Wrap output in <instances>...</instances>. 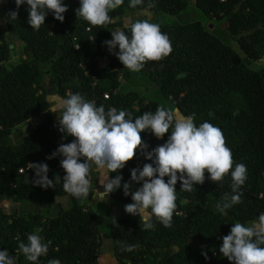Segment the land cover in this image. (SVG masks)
I'll use <instances>...</instances> for the list:
<instances>
[{
    "label": "trees",
    "instance_id": "1",
    "mask_svg": "<svg viewBox=\"0 0 264 264\" xmlns=\"http://www.w3.org/2000/svg\"><path fill=\"white\" fill-rule=\"evenodd\" d=\"M62 2L68 8L63 23L48 13L39 30L27 23L26 3L17 9L15 0L0 2V196L28 207L22 214L0 209V250L7 249L16 264H32L18 244L42 229L39 235L51 244L38 264L52 259L60 264H98L104 234L111 241L117 264H230L219 252L222 237L229 234L232 224L247 226L264 213V68L248 67L244 61L257 63L264 58V0H143L135 8L124 0L109 13L111 22L103 26H91L76 17L79 0ZM150 4L154 6L149 8ZM145 10L152 18H131V22L147 19L158 24L172 51L159 61L145 62L135 75L110 54L104 41L112 39L113 30L130 37L126 19ZM11 11L18 13L17 19L8 16ZM186 15L194 18L184 19ZM15 40L20 42L22 56L8 67ZM120 76L130 85L141 81L156 98L134 89L123 91ZM53 85L56 90L51 89ZM48 90L61 98L79 93L97 107L103 105L105 111L125 110L131 118L163 107L183 117L192 116L196 126L207 121L218 127L232 152L233 168L236 163L247 167V179L240 189L242 202L222 215L216 205L223 203L225 194H232L231 175L213 183L206 172L205 182L190 192L180 190L177 182L171 227L153 217L154 228L144 230L138 215L103 221L91 207L97 195L95 169L88 177L89 196L76 199L63 189L61 157L48 159L61 143L72 141L71 136L63 138L56 126ZM34 119L37 123H32ZM170 131L162 139L142 132L147 150L165 143ZM41 162L48 164L54 188L33 186L35 172L29 163ZM145 163L151 161L138 149L110 178L119 174L122 184L129 182L131 169ZM61 198L68 200L66 207L51 214L42 210L44 204H55ZM109 200L122 206L133 202L122 187L109 194ZM130 245L136 246L133 251L126 250Z\"/></svg>",
    "mask_w": 264,
    "mask_h": 264
},
{
    "label": "clouds",
    "instance_id": "2",
    "mask_svg": "<svg viewBox=\"0 0 264 264\" xmlns=\"http://www.w3.org/2000/svg\"><path fill=\"white\" fill-rule=\"evenodd\" d=\"M124 0H79L76 17L82 18L91 26H103L111 22L109 13L123 4ZM17 9L27 4L29 18L27 23L34 30L45 24L48 13L63 23L64 13L68 11L62 0H15ZM143 0H130L129 7L135 8ZM154 5H148L153 7ZM11 19H17L18 13H8ZM130 37L122 30H113L112 39L104 41L110 53L114 54L130 72H139L145 62L159 61L172 51L168 36L160 26L149 20L131 22ZM80 45L77 47V49ZM119 51H116V49ZM52 113L57 115L58 130L63 138L74 139L61 143L48 157H61L60 166L64 169L63 189L76 199L87 198L90 194L89 173L93 165L101 173V193L108 197L117 189L123 188V194L131 196L132 203L124 206L125 212L140 217L144 230L154 228L153 217L164 227H171L176 209V184L180 190L192 191L194 185L205 182V173L214 183L231 175L232 194H225L223 203L216 205L219 212L241 203V186L247 179V167L236 163L233 168L231 150L221 129L205 121L196 126L192 116L178 117L172 110L157 107L155 112H144L131 118L125 110L117 111L103 105L97 107L94 102L86 101L79 93L67 98H58ZM127 117V118H126ZM171 128V134L162 145L148 151V145L142 141L141 133L150 131L157 139H162ZM141 150L146 160L142 168L131 169L130 181L121 183L119 173L127 162ZM34 170L33 186L44 189L54 188L53 180L48 178L47 163H29ZM165 177H168L167 181ZM140 187L133 190V186ZM150 210V211H149ZM37 229L27 236V242L20 241V252L32 264H38L39 258L46 256L51 241L47 243ZM19 240V237H17ZM135 245L126 248L133 251ZM219 252L230 264H264V213L247 226L236 222L229 234L222 237ZM205 255L207 259V254ZM0 264H16V258L9 255L7 249L0 250ZM48 264H60L57 259Z\"/></svg>",
    "mask_w": 264,
    "mask_h": 264
},
{
    "label": "rangeland",
    "instance_id": "3",
    "mask_svg": "<svg viewBox=\"0 0 264 264\" xmlns=\"http://www.w3.org/2000/svg\"><path fill=\"white\" fill-rule=\"evenodd\" d=\"M188 3H192V0H187ZM142 17H146L148 19L152 18V13L149 11V10H145V11H137L135 12L134 14H131L127 19L126 21L130 20L131 18H142ZM192 17L194 18L193 15H186L184 17V19H192ZM197 18H200L198 15H197ZM159 20V18H158ZM1 23V22H0ZM14 46H15V54L12 56V58L9 60V62L6 63V66H11L13 65L14 63H16L22 56V51H21V45H20V42L15 40L14 41ZM232 47L239 52L238 50V47L236 45L235 42H232L231 43ZM13 46V48H14ZM116 51H119L118 47L116 49ZM112 56L116 57L114 54L110 53ZM255 66L258 68H264V58L263 59H260L259 61H257V63H255ZM119 69V68H117ZM135 75H137V73L135 72ZM46 81H48V78L46 77L45 79ZM120 81V84L122 86V90L123 91H128V90H131V89H134V90H137L138 92L140 93H143L145 95H147L149 98H152V99H155V95H151L149 93V90L148 88L145 86V84H143L141 81H137V84L135 85H130L129 83H127L123 77H121L119 79ZM52 90H56L54 85L53 86H50ZM61 98V97H60ZM161 96L159 95L158 96V100L161 101ZM51 104L53 106V108L55 107L56 105V102L57 100L55 99H52L51 100ZM162 102V101H161ZM174 113L178 116V117H183L179 111L175 110ZM57 115H59V113H56ZM54 113V115L56 116L57 118V115ZM32 123H37V120L34 119L32 120ZM21 129L22 130H25L26 131V127L25 126H21ZM72 140L74 139L73 137H71ZM93 168L95 169V166L93 165ZM96 173H97V195L94 197L97 199V204H95L94 206L91 205L92 209L94 211H100V216H101V219L103 221H106L108 219H111V218H115V217H122V216H129L130 214H127L125 212V209L123 207H121L120 205H117V204H114V203H111L110 200H109V203L107 202V198L102 196V199H98V193H101V190L102 189V185L100 184V180H101V173L98 172L96 169H95ZM0 209H2L4 212H7V213H19V214H22L24 212L27 211L28 207L26 204L24 203H16V202H13L11 200V198H8V197H2L0 196ZM98 212H96L97 214ZM104 236V235H103ZM102 241H105L103 242L102 246H101V250L102 252L105 251L106 248L109 247V245H111V241L106 238V236H104V238L102 239Z\"/></svg>",
    "mask_w": 264,
    "mask_h": 264
},
{
    "label": "crops",
    "instance_id": "4",
    "mask_svg": "<svg viewBox=\"0 0 264 264\" xmlns=\"http://www.w3.org/2000/svg\"><path fill=\"white\" fill-rule=\"evenodd\" d=\"M0 2H1V0H0ZM58 98H60L58 94H56L55 92H53L51 90H48L47 99L50 103L51 111L53 109V106L51 104L52 103L51 100L52 99L57 100ZM53 115H54V113H53ZM101 195H102V193H98V199H99V197H100V199H102ZM95 202H97L96 198L93 199L91 205L94 206L95 204H97ZM107 202L109 203V196L107 197ZM67 203H68L67 199L61 198L55 204H44L42 206V210L45 211L46 213L51 214V213H54L57 208H60V206L66 207ZM120 206L124 208V206H122V205H120ZM95 212H98L97 214L100 215V211H95ZM103 242H105V241H101V246H102ZM101 246H100V251L98 254V264H117L115 256L113 254V251L111 249V245H109V247L106 248L104 252H102Z\"/></svg>",
    "mask_w": 264,
    "mask_h": 264
},
{
    "label": "water",
    "instance_id": "5",
    "mask_svg": "<svg viewBox=\"0 0 264 264\" xmlns=\"http://www.w3.org/2000/svg\"><path fill=\"white\" fill-rule=\"evenodd\" d=\"M10 49H12L13 48V44H10ZM10 53H11V55L13 56L14 55V53H13V51L11 50L10 51ZM244 61L248 64L250 61H248L246 58L244 59ZM135 74V73H134ZM210 114H212V113H210ZM42 119V118H41ZM28 129H29V131H32V127H31V125L30 124H27V126H26ZM104 236H105V234H104Z\"/></svg>",
    "mask_w": 264,
    "mask_h": 264
},
{
    "label": "flooded vegetation",
    "instance_id": "6",
    "mask_svg": "<svg viewBox=\"0 0 264 264\" xmlns=\"http://www.w3.org/2000/svg\"><path fill=\"white\" fill-rule=\"evenodd\" d=\"M247 65H248V67H252V68H254V67H255V66H254V65H255V63H252V62H249ZM173 112H174V110H173Z\"/></svg>",
    "mask_w": 264,
    "mask_h": 264
},
{
    "label": "built area",
    "instance_id": "7",
    "mask_svg": "<svg viewBox=\"0 0 264 264\" xmlns=\"http://www.w3.org/2000/svg\"><path fill=\"white\" fill-rule=\"evenodd\" d=\"M86 73V72H85ZM121 78V76L119 77V79ZM104 97L105 98H108V95L107 94H104ZM94 102V101H93Z\"/></svg>",
    "mask_w": 264,
    "mask_h": 264
}]
</instances>
